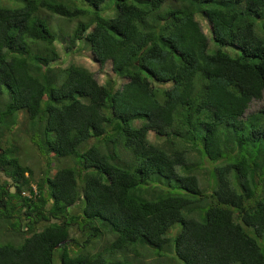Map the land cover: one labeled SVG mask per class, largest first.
<instances>
[{"label": "trees", "instance_id": "trees-1", "mask_svg": "<svg viewBox=\"0 0 264 264\" xmlns=\"http://www.w3.org/2000/svg\"><path fill=\"white\" fill-rule=\"evenodd\" d=\"M106 2L0 0V264H264V0ZM53 15L126 80L52 66Z\"/></svg>", "mask_w": 264, "mask_h": 264}, {"label": "rangeland", "instance_id": "rangeland-1", "mask_svg": "<svg viewBox=\"0 0 264 264\" xmlns=\"http://www.w3.org/2000/svg\"><path fill=\"white\" fill-rule=\"evenodd\" d=\"M80 5L87 6L84 3H80ZM105 5H106L105 11L100 10V12L102 15L104 16L108 15L107 17H110L114 13L113 11L115 8V2L114 0H107ZM86 19H87L86 17L81 16L79 18L74 19L73 21H69L65 17L53 15L52 24L58 34V41L56 42V45L60 52L61 57L60 60L53 63L52 66L58 68V67H64L71 63L79 64L89 68L101 83H104L108 77L117 78L119 82L122 83L126 79L121 78L117 76V74H115V72L112 70V64L110 61H107L103 66H101L100 63L95 60L94 55L91 51V46L89 41L87 40L80 41L77 46L69 49L71 44L68 39V34L71 33L76 28L80 20H86ZM199 20L203 24L204 31L208 33L209 22L204 18L200 19V17ZM260 22L261 21L259 20L258 25L260 24ZM209 37H210L209 51L213 52L218 48V44L213 40L212 35ZM227 49L231 51V53H234V51H232V48H227ZM60 82H61V78H58V82L55 84V86H58ZM261 108H264V94L262 99H254L251 102L248 110L246 111V114L256 112ZM23 123H24V119H22V126L16 125L17 128L15 127L13 134L11 136L16 138V143L19 144L21 147L22 158L26 162V164L32 167L34 172V179L37 180L43 174L42 167L45 165V160L41 158L43 156L36 151V147L33 146V143L26 136L25 131L23 130L24 129ZM148 137L152 142L156 144H164V138L161 139L158 138V136L155 134L154 131H150ZM209 166H210L209 163H205V167L202 169L204 174H206ZM1 176L3 175H0V177ZM203 184L204 182L202 181V185ZM180 230H181V224L176 223L170 229L169 234H175ZM160 260L156 261V259L154 258L147 262L149 264H159Z\"/></svg>", "mask_w": 264, "mask_h": 264}, {"label": "clouds", "instance_id": "clouds-1", "mask_svg": "<svg viewBox=\"0 0 264 264\" xmlns=\"http://www.w3.org/2000/svg\"><path fill=\"white\" fill-rule=\"evenodd\" d=\"M57 46V45H56ZM59 51V50H58ZM95 58V57H94ZM96 61H97V59H95ZM57 62V61H56ZM98 62V61H97ZM55 63V62H54ZM76 65H79V64H76ZM66 66H68V65H66ZM66 66H64V67H66ZM58 68H63V67H58ZM87 68V67H86ZM89 69V68H88ZM90 70V69H89Z\"/></svg>", "mask_w": 264, "mask_h": 264}]
</instances>
